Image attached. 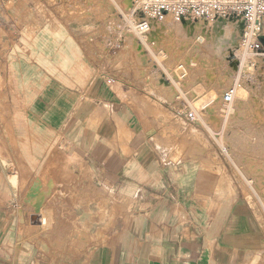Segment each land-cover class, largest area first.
I'll list each match as a JSON object with an SVG mask.
<instances>
[{"label": "crops", "instance_id": "crops-1", "mask_svg": "<svg viewBox=\"0 0 264 264\" xmlns=\"http://www.w3.org/2000/svg\"><path fill=\"white\" fill-rule=\"evenodd\" d=\"M79 38L66 37L72 39L70 42H80L76 40ZM33 39L28 42H41L43 37ZM47 49L37 47L36 60L29 65L21 62L10 67L8 61L4 74L20 104L19 109L8 112L15 134H6V194L0 192V264H264V226L259 215L244 195H230L224 189L219 192V175L216 179L212 175V152H198L199 148L195 151L189 146L181 160L191 158L168 161L171 150L155 139L162 136L154 134L155 115L132 98L121 96L119 90L128 82L121 80L120 87L105 80H91L89 52L84 47ZM19 53L29 57L33 52ZM61 53L69 54L63 63L59 62ZM204 53L197 55L205 56ZM147 54L148 62L151 57ZM139 69L141 78L134 80L136 90L181 118L183 108L190 102H181L178 95L172 101V94L157 91L154 82L162 74L160 69ZM60 73L75 78L64 82L59 79ZM48 74L51 79H44ZM222 78L225 82L227 77ZM171 86L174 88V83ZM189 86L196 92L193 85ZM212 94L207 91L205 96ZM221 103L226 104L223 96ZM62 140L71 147L68 165L75 174L80 176L90 169L94 184L114 194L116 214L111 229L92 250L78 249L68 238L62 239L60 249L59 228L53 227L50 220V260L44 261L40 259L38 231L26 233L20 219L42 217L43 211L37 207L42 209L44 204L50 208L44 221L58 219V212L52 208L59 200L52 193H43L40 179L26 197L16 196L14 183L20 189L33 176L46 171ZM195 155L203 157L194 158ZM263 163L264 159L259 160L250 170L262 171ZM3 170L0 168V172ZM89 182L84 179V186ZM102 203L97 202L98 210L90 208L86 216L80 212L82 218L77 220H96L95 216L101 215L104 226L106 211ZM30 204H35L36 211ZM75 213L79 216L75 210L71 216ZM102 222L96 230L103 229ZM73 223L85 229L79 231L88 239H77L89 245L90 226ZM43 248L48 249L45 244ZM60 250H66L65 258L60 257Z\"/></svg>", "mask_w": 264, "mask_h": 264}, {"label": "rangeland", "instance_id": "rangeland-1", "mask_svg": "<svg viewBox=\"0 0 264 264\" xmlns=\"http://www.w3.org/2000/svg\"><path fill=\"white\" fill-rule=\"evenodd\" d=\"M121 1L0 0V168L4 169L0 172V187L5 186L2 190L0 188V192L6 194V174H4L6 173L7 163L6 134H15V124L12 122V115L10 116L8 112L10 110L12 113L14 109H19L18 104H20V98H17L14 94L13 86V89L10 90L9 82L6 75H4L6 69L8 70V61H11L10 67H15L21 62H26L29 65L30 62L36 60L35 56L38 54H35L34 51L40 46L47 47L46 51L48 52L55 51V47H59L62 50L69 49L72 46L76 48L84 47L85 51L89 52V77L91 80H105L110 85L117 84L120 87H123L121 80L128 82L123 89L119 90L121 96L123 98H132L135 103L141 105L148 113L155 115L156 132L154 134H162V136H156L155 139L162 147L172 150L162 143V140L166 142L167 139H171L168 143L174 144L175 142L185 141L195 151V148H199L198 152H212L215 165L214 174L212 175L215 178V171H220L222 174L219 181V192L224 189L223 191L228 192L230 195H244L252 204V208L259 215L264 226L263 205L253 196L246 181H254L252 176L257 173L255 180L259 182V185L261 184V187L264 185V163L262 171L250 170L252 164L264 159V106H262L264 100L261 97L259 98V95H256V99H253L255 100L253 101L250 97L255 95L256 92L246 91L248 82L258 83L256 79L257 73L254 71L255 73H252L251 76L250 73H244L239 66L228 76L231 68L227 58L219 57L217 53L205 46L204 43H197L198 48L195 47L191 51V55L195 56L194 60L196 63H188L184 68L177 66V62L180 61L183 53L182 45L186 41L179 39L178 29L173 24L175 20L169 17L167 18L168 24L164 29H156L158 32L153 35L152 49L148 48L142 40H137L134 37L130 26H128L129 23L126 22L128 18L120 7L123 4ZM123 1L126 5L130 4L129 0ZM88 15L94 17L96 28H92L93 30L90 32L83 33L86 35L70 29L69 24L71 22L80 20ZM193 23H198V21ZM154 24L156 25V22ZM194 34L196 32L190 34L188 42L190 38H195ZM35 36L43 37L42 41L36 43L28 42V40H34L33 37ZM67 36H80L79 39H76L80 40V42H70L72 39H66ZM23 40L27 41L21 42ZM244 49L242 47V52L240 51L239 56L237 55L240 57L239 59H244L241 61L242 67L246 60L243 56L246 53ZM19 51L24 53L31 51L33 53L28 57L19 53ZM146 51L152 58L148 59V62L146 60L148 58ZM201 52H205V56L197 55V53ZM68 55L67 53L59 54V62L63 63L69 57ZM48 56V60H50L51 56ZM235 60H238L236 56ZM251 60L260 61V69L262 70L260 74L264 78V59L256 56L252 57ZM238 61L240 62V60ZM247 63H249V60ZM224 65L225 69L222 68ZM142 66H154L157 71L159 69V71H162V74L156 76L154 82L160 94L164 91V93L172 94L173 97L169 100L174 101L178 95L180 98L178 100H181V102H190V106L187 105L183 108L181 118L184 121H180V117H175L171 112L172 109L162 106L158 100L144 98L143 93L136 90L138 85L134 80L141 78V73L139 74L137 70H140L139 68ZM137 67L139 68L134 70ZM179 74L182 80H179ZM222 76L227 77L225 82H223ZM50 77V74L48 76L44 75V79H51ZM73 78L75 76L72 74H59V79L64 82L67 80L72 81ZM207 78L215 80L212 83V89L210 86V89H206ZM172 83H174L175 89L172 88ZM189 85H193L196 92ZM218 86L221 90H218ZM257 86L258 84L254 88ZM240 87H243L244 90L239 91ZM232 89L238 90L237 95L244 96H237L235 102L222 104L223 94ZM207 91H213L212 93L215 94V97L213 94L206 97L205 93ZM10 101L11 107L9 105ZM180 109L178 108L177 110L180 111ZM215 111L220 114V123L213 125L210 118L211 113ZM206 126H214L212 128L215 129L216 134L213 135V131H209V127ZM225 146L228 147L227 150L224 149L226 148ZM11 147H13L12 140ZM202 148L204 149L202 150ZM56 151L57 153L53 156V160H49L48 169L40 176H33L20 189L18 184L14 183L16 196L20 197L23 195L26 197L33 192L34 184L40 179V183L44 184L43 193H52L59 200L54 202V207L52 208L58 212V219H49L47 223L44 221V216L50 214V208H47L45 204L42 209L37 207V210L43 211L42 217L20 219L21 226H24L26 233L30 232L33 234V232L38 231L39 239L37 244L42 250L40 259L44 261L50 260L48 245L51 238L52 222L54 223L53 227L59 228L60 249L62 248V239L68 238L69 243H73L78 249L89 248V250H92L98 244L99 238L107 234L111 229L116 214L115 204L113 203L114 194L107 188H99L94 184V175L91 170L87 169L84 174L79 176L75 174L74 169L70 168L68 158L72 151L71 147L62 140ZM191 157L188 156L183 158V160ZM193 157L202 158L203 156L195 155ZM72 163L74 164V161ZM84 179H90L89 184L86 186L83 184ZM257 181L256 183H258ZM52 182H54V185L51 184ZM232 191H235V193H232ZM97 202H103L101 207H105L106 224L104 226L101 215H96V220L93 218L89 221L77 220L82 218L80 212H85L86 216L90 208L92 211L94 209L98 210L96 208L98 206ZM34 205L30 204L32 207ZM32 209L35 210L34 207ZM73 210L79 216H76V213L75 216H71ZM50 220H52L51 223ZM73 221L78 225L90 226L89 245L83 243L81 238L77 239V236L87 237V239L88 236L83 235L79 229L83 230L84 228L82 229L75 225ZM101 222L103 229L100 231L96 230L97 224ZM43 244L46 245L47 250L43 248ZM66 256V250L62 252L60 250V257L65 258Z\"/></svg>", "mask_w": 264, "mask_h": 264}, {"label": "bare ground", "instance_id": "bare-ground-1", "mask_svg": "<svg viewBox=\"0 0 264 264\" xmlns=\"http://www.w3.org/2000/svg\"><path fill=\"white\" fill-rule=\"evenodd\" d=\"M121 2H123V4H121L120 7H121L122 11H124L123 13L128 18V21H126V22L129 23L128 26L132 27L134 21L137 19V15H136L135 10H134V5H132L133 3L131 0L128 1L130 3L129 5H126V3H124L123 0ZM117 3L119 4V2H117ZM167 24H168L167 19H165L164 21H157L156 25H155L154 35L158 32V31H156V29L159 28L160 30H162L166 27ZM173 24L178 29L179 39H183L184 41H186L182 45L183 53L180 57V61L177 62V64H178L177 66L184 68V66H186V64H188V63H192V64L196 63L194 60L195 56L191 55V51L195 47L198 48L197 43L198 44L204 43L205 46H208L213 52L217 53L219 55V57L221 56L222 58H227L229 66L231 68L230 71L228 72V76H230L232 74V72L234 70H236L237 67H239V66H240V69L242 68V71L244 73H250V75H251L252 73L256 72L257 73L256 79L258 80V83H257L258 86L256 88H254L257 84L254 82L253 83L248 82V85H247L248 88L246 89V91L249 92L251 90V91L256 92L255 95H252L250 97V98H252V100L256 99V97H255L256 95H259V98L261 97L262 100H264V96H263L264 95V78L262 77V74H260V72L262 71L260 69L261 68L260 61L251 60L252 57L250 58L249 55H246L247 52L245 49L244 50L246 53H244L243 56H244V58H246V60L244 62L243 67L241 65V61L244 59L241 60V59H239L240 57H238L239 56L238 54H240V51L242 52V45L240 44L239 31H238L237 23L235 22V20L231 19V20H224V21H199L198 23H193L190 21H182V22L175 21ZM69 25H70L69 27L72 31L77 32V33L81 32L82 35H86L83 33L90 32L91 30H93L92 28H96V22L94 21V17L90 16V15L83 17L80 20L73 21ZM193 32H196V34L193 35L195 38H190L189 42H188V38H189L190 34ZM186 36H188V37H186ZM134 37H136L135 34H134ZM136 38L138 40V37H136ZM142 41L145 43V45L148 48L152 49L153 33L151 36H148V38L142 39ZM235 56L238 58V60H240V62L238 60H235ZM248 60H249V63H247ZM252 61H254L255 63L254 62L252 63ZM251 66H253V67H251ZM206 80H207L206 89L207 90L210 89L209 86L212 89V83L215 80H213L212 78H207ZM236 87H238V86H236ZM243 90H244L243 87L239 88V91H243ZM211 92H213V91H211ZM227 92L232 93V101L227 102L225 100V102L226 103L235 102V100L238 96L237 95L238 90L232 89V90H229ZM227 92L223 94V100L225 99ZM213 95L215 97V94H213ZM242 96H244V95H242ZM239 97H241V96H239ZM209 100H211V99H209ZM253 101H255V100H253ZM262 106H264V104H262ZM219 115L220 114L218 113V111L211 113L210 120H211L213 125L220 123V116ZM206 127H209V126H206ZM212 127H214V126H212ZM212 127H209V129H210L209 131H213V135H214L216 133H215V129H213ZM229 133L232 134L231 131H229ZM170 140L171 139H167L166 142H163V140H162V143L166 144L169 148L172 149L171 154H170V159L172 161H175V162L180 161L182 159L183 154L186 153L187 150L189 149V144L185 141H181V142L175 143V144L168 143ZM223 143H225V142H223ZM169 144H171V145H169ZM223 147H224V145H223ZM227 148L228 147H226L224 149L227 150ZM220 174H221L220 171H218V172L215 171V179L217 178L218 175L220 178ZM256 174L257 173H255L252 176L254 181H251V182L248 180H246V181H247V184H248L250 191L252 192L253 196L256 197L258 202L261 203V205H263L262 208H264V185H262L263 187H261L260 186L261 184L259 185V182L257 180H255ZM256 181L258 183H256ZM232 193H235V191L234 192L232 191Z\"/></svg>", "mask_w": 264, "mask_h": 264}, {"label": "built area", "instance_id": "built-area-1", "mask_svg": "<svg viewBox=\"0 0 264 264\" xmlns=\"http://www.w3.org/2000/svg\"><path fill=\"white\" fill-rule=\"evenodd\" d=\"M137 19L131 30L139 40L154 35L157 21L235 20L240 44L247 54L264 59V0H131ZM147 52V51H146ZM148 53V52H147ZM227 102L232 93L227 92Z\"/></svg>", "mask_w": 264, "mask_h": 264}, {"label": "water", "instance_id": "water-1", "mask_svg": "<svg viewBox=\"0 0 264 264\" xmlns=\"http://www.w3.org/2000/svg\"><path fill=\"white\" fill-rule=\"evenodd\" d=\"M168 161H172V160L170 159V157H169Z\"/></svg>", "mask_w": 264, "mask_h": 264}]
</instances>
